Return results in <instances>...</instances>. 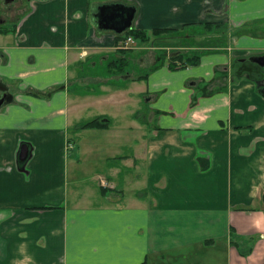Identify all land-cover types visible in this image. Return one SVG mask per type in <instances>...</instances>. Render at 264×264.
Instances as JSON below:
<instances>
[{"label": "crops", "instance_id": "obj_1", "mask_svg": "<svg viewBox=\"0 0 264 264\" xmlns=\"http://www.w3.org/2000/svg\"><path fill=\"white\" fill-rule=\"evenodd\" d=\"M110 4L136 9L133 29L182 36L118 49L95 17ZM11 15L0 21V264H264V74L248 62L264 55V0H26ZM214 24L228 44L189 40ZM174 49L200 64L171 70ZM108 105L136 140L106 157L104 205L72 203L68 138Z\"/></svg>", "mask_w": 264, "mask_h": 264}, {"label": "rangeland", "instance_id": "obj_2", "mask_svg": "<svg viewBox=\"0 0 264 264\" xmlns=\"http://www.w3.org/2000/svg\"><path fill=\"white\" fill-rule=\"evenodd\" d=\"M25 2L26 0L13 1V2H10L9 4L0 2V21H1V17H5L6 19H8L12 17L11 14L13 15L17 14L21 8L25 7ZM223 27L224 26H220L219 29L215 28L213 31H210V30L204 31L201 35H199L197 39L194 37V38H190L189 40H195L196 44H201V45L228 44L231 31L228 28H223ZM189 34H191L190 29L186 30V32L184 33V36L189 35ZM174 40H175L174 37H169L164 40L158 38L156 43L158 44L175 43ZM136 46L152 47V45H149V44L142 45L137 40H136ZM176 51H179V50L174 49L172 53ZM160 57L161 56H159L157 59H159ZM132 65L130 67H127L126 71L128 69L138 68L136 65L135 66L134 64ZM255 66L258 71H262V73L264 74V67L261 68L257 65ZM93 88L95 87L93 86ZM99 91L101 92L100 88H99ZM93 92L97 93L98 89H95ZM140 106H141V109L142 108L146 109L145 102L141 101ZM103 109H104L103 112L107 114L108 117L110 118V124L111 122L112 124L109 125L110 126L109 129H89L85 133L84 135L85 140H84V143L82 144V151L83 153H86L87 152L86 150L88 149V155H87L88 161L86 162L85 167H83L82 170L79 171L75 175L72 174V172L74 169L78 168L76 165H77V159H78L77 156L79 157L78 151L80 150H77V148L76 149L74 148L71 152V160L69 162V170L71 171L70 174L72 176L70 179L71 202L72 203L77 202L83 206L98 205V204L104 205L107 202V200L101 197L102 196L101 187H104V185L105 186L108 185L107 183L108 180L102 177L103 175L104 176L107 175V173L105 172H108V161L106 157L107 156L110 157L112 155L117 156L121 152L123 153L131 152L130 151L132 147L131 141L136 140L135 134H131V133L125 134L124 127H125L126 120L119 113L117 107L108 105V106H105ZM97 112H98L97 108H92V109H89L85 113V116L86 118H89V121H91L95 119V117L98 114ZM109 118L106 117L105 119H109ZM154 127L158 128V122L156 121L155 123H153L150 121L149 132L153 131ZM71 132L73 133L74 138L78 139L77 133L73 131ZM124 144H127V145H124ZM131 183L129 186L126 187L127 188L126 192H129L127 194H132L131 193L132 191L134 192V191H137L138 189L141 190L143 188V185L141 182L136 183L135 181L133 185H131ZM118 186L119 185H117L116 188H118ZM130 186L131 188H129ZM131 202H132L131 200L127 201V203H131ZM112 203H115V202H112Z\"/></svg>", "mask_w": 264, "mask_h": 264}, {"label": "trees", "instance_id": "obj_3", "mask_svg": "<svg viewBox=\"0 0 264 264\" xmlns=\"http://www.w3.org/2000/svg\"><path fill=\"white\" fill-rule=\"evenodd\" d=\"M215 25V24H214ZM222 24L220 25H215V28H220ZM210 26H213V24H211ZM201 35V34H199ZM199 35H192L191 37H197ZM117 39H118V44L119 42L123 39H127L128 37H132L135 41H139L140 44L142 45H152L155 46L156 41L159 39H167L169 37H181V33L180 31L177 30H173V29H155L150 33H147L145 31L142 30H138V29H133V27H131L129 30H127L124 34L122 35H117ZM121 49V48H118ZM121 50H126V49H121ZM202 53V52H200ZM202 59V55L195 53V52H189V51H185V52H181V51H176L171 53V55L168 58V67L171 70H179V69H184V68H188V67H195L198 66L201 62ZM120 71V70H119ZM110 125V119H105V118H97V119H93L91 121L85 122L83 124H81L78 128L77 131H81V130H87V129H106L108 128ZM78 139H75L72 135H70V137L68 138V142L69 145H73V148L75 146V144L77 143ZM72 149H69V151H72ZM118 159V158H117ZM115 158V160H117ZM109 192L108 188H101V193L102 195L106 194ZM246 243V242H245ZM243 242H235L234 245L235 247L238 249L239 253L244 256L247 257L251 252H252V248H250L249 250H243L242 249V245L245 244Z\"/></svg>", "mask_w": 264, "mask_h": 264}, {"label": "water", "instance_id": "obj_4", "mask_svg": "<svg viewBox=\"0 0 264 264\" xmlns=\"http://www.w3.org/2000/svg\"><path fill=\"white\" fill-rule=\"evenodd\" d=\"M136 9L122 4L104 5L95 14L97 24L101 30H112L118 35L124 34L132 27ZM251 61L264 67V55L253 57ZM264 95V89L261 91ZM5 103V96L0 95V107Z\"/></svg>", "mask_w": 264, "mask_h": 264}, {"label": "built area", "instance_id": "obj_5", "mask_svg": "<svg viewBox=\"0 0 264 264\" xmlns=\"http://www.w3.org/2000/svg\"><path fill=\"white\" fill-rule=\"evenodd\" d=\"M136 47V41L132 37H128L127 39H123L119 42L118 48L121 49H134ZM72 145H69V149H72Z\"/></svg>", "mask_w": 264, "mask_h": 264}, {"label": "flooded vegetation", "instance_id": "obj_6", "mask_svg": "<svg viewBox=\"0 0 264 264\" xmlns=\"http://www.w3.org/2000/svg\"><path fill=\"white\" fill-rule=\"evenodd\" d=\"M258 56H259V55H258ZM258 56H252V57L249 58V61H248V60H246V61H248V62L251 63V64H254V65H257V66L261 67V66L258 65L257 63H254V62L251 61V58H253V57H258ZM260 56H263V55H260ZM261 68H262V67H261Z\"/></svg>", "mask_w": 264, "mask_h": 264}]
</instances>
